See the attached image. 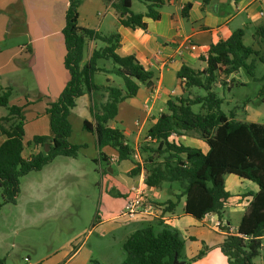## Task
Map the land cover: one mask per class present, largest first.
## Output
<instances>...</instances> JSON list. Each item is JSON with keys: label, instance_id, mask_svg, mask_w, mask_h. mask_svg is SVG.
<instances>
[{"label": "trees", "instance_id": "trees-1", "mask_svg": "<svg viewBox=\"0 0 264 264\" xmlns=\"http://www.w3.org/2000/svg\"><path fill=\"white\" fill-rule=\"evenodd\" d=\"M67 1L62 35L63 66L69 77L62 90L50 97L46 108L51 137L35 135L24 143L22 107L8 104L9 88L0 91V106L7 108V114L0 117V135L5 137L0 143V209L4 204L16 203L23 176L41 170L58 156L76 158L79 155L82 145L68 140L71 134L69 115L75 99L86 93L101 89L107 92L103 103L90 106L91 121L84 120L82 124L94 135L97 161L110 164V157L100 152L102 146H109L116 152L117 160H129L133 165L128 171L130 176L142 170L134 161L133 149L125 142L123 133L108 123L116 116L119 102L134 97L141 85L152 86L153 72L144 69L133 54L119 56L114 52L119 44L117 34L105 36L79 27L77 9L81 0ZM103 1L115 10L119 24L131 29H145L144 16L159 19L163 3V0H139L146 4V11L136 14L130 9L132 0ZM187 7L184 6L183 15ZM262 30V27L257 28L255 34H263ZM242 36L243 31L237 29L228 38L203 48L198 54V59L205 63L201 70L180 65L176 77L187 94L171 96L166 101V110L159 113L146 131L147 144L144 146V150L150 152L146 158L149 167L145 170L144 184L160 188L165 183H176L181 189L176 198L184 197L183 212L196 220L210 212L219 220L224 202L230 196L224 186L225 174L257 185L258 190L251 194L236 229L220 227L225 234L218 247L228 264H255L253 258L260 253L264 236V124L233 120L232 112L226 115L222 111L223 101L214 90L218 79L239 74L241 69L253 77L254 56L264 62V56L252 45L243 44ZM95 39L105 46L94 50L82 63L85 40ZM98 60L110 61L111 68L99 67ZM99 71L120 77L123 89L96 84L94 75ZM230 81L236 83L232 78ZM194 87L202 89L204 94L191 96L190 89ZM260 91L264 94V85ZM194 105H198L200 111L193 110ZM188 133H194L206 151L178 140ZM48 142L46 151L44 144ZM24 145L37 150L24 156ZM168 204L171 208L175 206L172 202ZM183 248L184 241L176 232L163 227L154 233L147 225L127 236L122 245L124 258L119 264H173L175 259L182 258ZM206 249L202 243V248L189 260L201 258Z\"/></svg>", "mask_w": 264, "mask_h": 264}, {"label": "crops", "instance_id": "crops-1", "mask_svg": "<svg viewBox=\"0 0 264 264\" xmlns=\"http://www.w3.org/2000/svg\"><path fill=\"white\" fill-rule=\"evenodd\" d=\"M67 5V0H0V91L9 88L8 104L22 107L25 143L35 135L51 137L46 108L50 97L56 96L62 90L69 77L63 66L65 48L62 35ZM185 5L188 7L183 15ZM130 9L133 13L144 14L146 4L132 0ZM77 11L79 27L94 30L105 36L117 34L119 44L114 52L119 56L133 54L144 69L153 72L152 86L141 85L134 97L127 98L130 105L140 106L138 110L141 115L137 119L141 121L142 126L136 125L138 129L136 133L142 131L150 114H154L156 110L165 111L166 101L173 92H178L181 84L176 72L181 64L195 70L205 67V63L198 59V54L210 43L226 39L233 31L241 29L242 41L248 33L256 44H252L253 48L256 51L260 49L257 47H261L262 51L264 49V0H163L159 8V19L143 17L145 29H131L119 24L115 10L103 0H81ZM259 27H262L263 34H255ZM185 38L196 44L198 50L178 57L176 48ZM104 46L105 43L98 39L85 40L82 63L94 50ZM99 61V67L111 68L110 61L102 60L106 63L101 65ZM26 72H29L32 81ZM95 75L104 77L100 82L94 80L96 84L115 86L111 77L113 74L99 71ZM19 85L27 93L24 95L14 93V87ZM28 87H31L30 91ZM32 88H35V91ZM106 95L104 89L83 94L75 99V106L71 112L81 103L83 111L90 113V106L103 103ZM6 114L7 108L0 106V117ZM158 115H152L150 125L155 122ZM84 120H88L87 116H82V121ZM110 122L108 125L114 127ZM90 136L95 145L94 135L90 133ZM4 139L5 137L0 135V143ZM193 146L206 151L202 145ZM36 150L32 147L31 151ZM58 157L52 162H56ZM112 160H115V157L110 156V162ZM132 185L134 184L129 183L125 186L123 193L120 194L125 195L124 203L130 196L129 189ZM224 186L230 196L224 202L219 221L222 226H229L234 231L247 208L251 194L255 193L258 187L255 183L233 174L224 175ZM164 187V184L160 188L146 186L145 193L157 208L153 215L141 218L151 220V223H156L161 228L166 227L180 236L184 241V248L179 261L183 264H228L218 247L225 233L214 227L217 215L214 213L201 220L194 219L183 212L184 197L176 198L180 193L176 183L169 184L166 191ZM177 201L181 203L180 211L168 204V202L175 204ZM226 210L230 216L235 217L234 226L230 225L229 221H224L223 213ZM205 229L220 233H217L216 239H210ZM261 241L262 249L264 236ZM186 242L191 243V246L185 253ZM202 243L207 247L204 256L190 261L189 259L202 248ZM79 252L76 250L62 264H83L82 260H76ZM53 263L57 264V261ZM261 264H264V261Z\"/></svg>", "mask_w": 264, "mask_h": 264}, {"label": "rangeland", "instance_id": "rangeland-1", "mask_svg": "<svg viewBox=\"0 0 264 264\" xmlns=\"http://www.w3.org/2000/svg\"><path fill=\"white\" fill-rule=\"evenodd\" d=\"M243 44H255L248 33L243 38ZM257 48H260L258 54L264 56V49ZM254 58L253 77L241 69L239 74L218 79L214 90L223 101L222 111L226 115L232 112L233 120L264 124V94L260 91L264 85V62L257 56ZM101 63L106 62L100 60ZM26 73L32 81L29 72ZM111 77L115 86L123 87L120 77ZM230 78L236 83H232ZM94 80L100 82L104 77L95 75ZM32 89L35 91V88ZM14 93L24 95L27 91L19 85L14 87ZM186 94L179 87L178 92L171 95ZM190 94H204V91L194 87L190 89ZM129 101L127 99L118 103L117 114L110 125L123 133L125 142L133 149L134 161L142 168L141 173L130 176L128 171L133 165L129 160H117L116 152L109 146H102L100 152L115 157V160L109 165L103 160L97 161L98 149L90 133L82 126V116H87L89 121L91 116L88 111H83L79 103L78 108L70 114L71 134L68 138L70 143L82 145L78 157H58L56 162L23 176L16 203L4 204L0 209L2 264H54L53 261L62 264L76 250L80 251L76 260H82L83 264H119L124 258L122 245L130 232L147 225L153 228L154 233L162 230L163 227L141 216L133 219L119 216L125 198V195H120L124 187L129 183L138 184L149 167L146 158L150 152L144 150L147 144L146 131L152 115L161 113L156 110L150 114L142 131L136 133L138 129L135 121L141 115L138 110L140 106L134 107ZM193 110L200 111V107L194 105ZM178 140L186 145H202L206 148L194 133L183 135ZM31 150L32 147L24 145L23 155L28 156ZM168 185L164 184L165 191ZM177 188L181 191L178 185ZM175 209L181 210L178 201ZM223 216L225 222L229 221L232 226L236 224L235 217L230 216L227 210ZM205 230L210 239H216L217 233H220ZM189 246L191 243L186 242L185 253L190 249ZM259 255L253 258L255 264L264 261V248L260 249Z\"/></svg>", "mask_w": 264, "mask_h": 264}, {"label": "built area", "instance_id": "built-area-1", "mask_svg": "<svg viewBox=\"0 0 264 264\" xmlns=\"http://www.w3.org/2000/svg\"><path fill=\"white\" fill-rule=\"evenodd\" d=\"M198 47L189 38H185L182 43L176 48V55L181 57L184 53L197 51ZM140 120L135 121V125L140 126ZM146 185L144 184L143 178L136 185H132L129 189L130 196L125 201L123 208L119 211V216L127 219H133L137 216L146 217L153 215L156 211V206L148 199L145 193ZM213 212L207 213L205 216L210 217ZM204 216V217H205ZM217 218V217H216ZM221 222L216 219L214 221V227L221 230Z\"/></svg>", "mask_w": 264, "mask_h": 264}, {"label": "water", "instance_id": "water-1", "mask_svg": "<svg viewBox=\"0 0 264 264\" xmlns=\"http://www.w3.org/2000/svg\"><path fill=\"white\" fill-rule=\"evenodd\" d=\"M44 146H45V150L47 151L49 147V143H45ZM173 264H183V263L179 261V259H175Z\"/></svg>", "mask_w": 264, "mask_h": 264}]
</instances>
